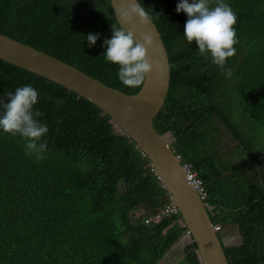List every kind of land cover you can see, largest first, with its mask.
Segmentation results:
<instances>
[{
	"label": "trees",
	"instance_id": "1",
	"mask_svg": "<svg viewBox=\"0 0 264 264\" xmlns=\"http://www.w3.org/2000/svg\"><path fill=\"white\" fill-rule=\"evenodd\" d=\"M139 2L170 59L155 130L171 135L175 154L203 181L213 225L238 228L242 242L224 246L230 264H264V158L254 147L258 135L250 134L264 135V0H227L237 35L227 79L184 40L186 15L175 11L177 0ZM111 27H120L111 0H0L1 34L135 94L141 86L122 85L117 66L103 58ZM87 33L100 34L92 47ZM24 84L39 92L35 107L49 129L47 146L36 161L24 154L19 135L0 133V264H158L166 258L188 229L180 212L146 222L172 202L148 156L96 104L0 58V97ZM237 115L247 120L248 133ZM230 140L241 144L258 180L221 168L218 156ZM143 208L146 215L133 216ZM199 260L193 242L181 264Z\"/></svg>",
	"mask_w": 264,
	"mask_h": 264
},
{
	"label": "water",
	"instance_id": "2",
	"mask_svg": "<svg viewBox=\"0 0 264 264\" xmlns=\"http://www.w3.org/2000/svg\"><path fill=\"white\" fill-rule=\"evenodd\" d=\"M129 0H111L112 10L120 26L149 32L155 43L148 55L160 67L147 76L140 90L126 94L104 85L99 80L47 53L25 45L0 33V58L63 85L100 107L111 122L126 133L151 161L155 173L167 189L173 204L181 213L190 232L201 264H230L210 219L208 209L197 189L187 179L180 156L176 155L165 135L155 130L154 119L164 106L168 95L171 67L167 48L157 26L143 9L146 24L138 16L125 20L118 10L128 7Z\"/></svg>",
	"mask_w": 264,
	"mask_h": 264
},
{
	"label": "clouds",
	"instance_id": "3",
	"mask_svg": "<svg viewBox=\"0 0 264 264\" xmlns=\"http://www.w3.org/2000/svg\"><path fill=\"white\" fill-rule=\"evenodd\" d=\"M118 11L125 20H131L135 15L141 24L148 22L145 13L138 7V0H129L128 7ZM175 11L186 15L184 40L189 44L195 43L198 55L210 58L226 79L231 78L232 68L225 65L227 59L236 52V13L227 0H215L214 3L213 0H177ZM99 35H84L88 47L95 45ZM154 43V36L149 32L140 31L137 36L134 25L131 28L111 27V36L102 41L103 58L117 66L116 76L122 85L138 88L144 84L150 72L160 67L148 55ZM38 97V90L31 84L18 86L0 97V133L19 135L24 141V154L36 161L41 160L46 152V135L49 130L47 124L39 119L42 113L35 107ZM187 234L191 237L188 230ZM222 243L227 246L224 240Z\"/></svg>",
	"mask_w": 264,
	"mask_h": 264
},
{
	"label": "rangeland",
	"instance_id": "4",
	"mask_svg": "<svg viewBox=\"0 0 264 264\" xmlns=\"http://www.w3.org/2000/svg\"><path fill=\"white\" fill-rule=\"evenodd\" d=\"M237 116L239 119L236 118V121L239 124V127H241L248 133L249 129H246V125H244L247 120L245 121L244 119H242L240 115ZM117 129L119 130L118 127ZM250 134L253 137H255V135H258L254 139V147L256 151L261 155V157L264 158V135L254 130H251ZM167 137L170 141H172V137L170 134H167ZM227 148L228 149L224 153L218 156V162L224 172H231L235 169H241L258 180L256 166L248 158L241 144L236 140H230ZM132 214L133 216H144L146 215V211L143 208L136 212H132ZM220 232L223 236L224 243L227 246L240 244L242 242V237L236 226L225 225L224 227H222ZM185 235L186 236H184V238L181 239L179 243L173 247L172 251L167 255V257L158 262V264H181L182 258L186 254V247L193 244L192 238L188 234Z\"/></svg>",
	"mask_w": 264,
	"mask_h": 264
},
{
	"label": "built area",
	"instance_id": "5",
	"mask_svg": "<svg viewBox=\"0 0 264 264\" xmlns=\"http://www.w3.org/2000/svg\"><path fill=\"white\" fill-rule=\"evenodd\" d=\"M184 168L186 170V175H187V179L194 185V187L197 189L198 191V194L200 195L201 199L204 201L206 207L208 209H210V205L206 202V197H207V194H206V190H205V186H204V183L201 179L197 178V175L196 173L193 171L191 165H188V164H185L184 165ZM178 212V208L173 204V203H170L169 205H167V207L162 211V213H160L159 215L155 216L154 218L151 217V218H148L146 219V222H149L150 220H160L161 219V216L164 215V214H176ZM215 230L216 231H220L221 230V227L220 225H216L215 227Z\"/></svg>",
	"mask_w": 264,
	"mask_h": 264
},
{
	"label": "crops",
	"instance_id": "6",
	"mask_svg": "<svg viewBox=\"0 0 264 264\" xmlns=\"http://www.w3.org/2000/svg\"><path fill=\"white\" fill-rule=\"evenodd\" d=\"M186 236V235H185Z\"/></svg>",
	"mask_w": 264,
	"mask_h": 264
}]
</instances>
